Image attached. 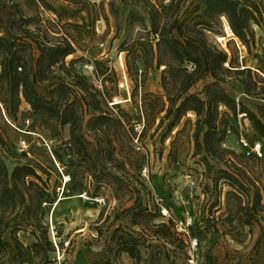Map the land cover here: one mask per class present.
<instances>
[{
    "label": "trees",
    "instance_id": "trees-1",
    "mask_svg": "<svg viewBox=\"0 0 264 264\" xmlns=\"http://www.w3.org/2000/svg\"><path fill=\"white\" fill-rule=\"evenodd\" d=\"M199 1L110 0L108 6L118 32L120 15L128 11L125 24L129 33L119 50L127 54V69L135 83L132 93L135 105L136 90L145 82V79L138 81L136 63L141 65L142 77L149 70L162 69L163 95H143L137 123L143 122V132H146L154 127L159 116V126L170 121L163 140L189 113L195 115L194 156L204 153L201 159L207 181L203 186L204 195H214L220 189L216 199L213 202L207 199L201 211L202 222L208 224L205 232L213 230L218 240L227 245L230 241L244 244L249 238L247 253L233 250L238 255L234 264H264V187L260 182L264 159L240 156L223 147L230 114L234 120L239 114L245 115L253 131L262 138L257 141L264 142L262 107H258L256 114L225 88L227 80L235 74H247L255 89L260 83L264 85V80L253 78L250 69L239 70L235 66V51L227 52L215 40L216 36L225 37V22L233 38L250 53L257 43L256 29L264 28V0ZM23 7L34 14L25 15L21 11ZM95 7L96 4L88 9L85 26L71 22L60 24L64 15L69 20L72 15L57 11L47 0H0V118L22 125L26 133L55 140L44 156L47 166L28 159V163L10 171L0 154V264L49 263L48 254L54 248L44 222V209L56 205L59 199L56 188L50 191L53 174L58 178L69 176L70 182L63 186V194L85 190L95 183L96 191L107 188L117 200L134 199V204L121 212L131 214L126 225L147 231L151 216L163 217L159 204L154 206L155 213L150 214V199L145 200L142 193V189L147 191L145 182L132 172L143 165L133 148L134 127L130 124L134 120L120 110L119 104L110 107L112 101L107 88L106 92L100 91L90 84L74 68L75 61L70 65L65 62L77 49H87L90 40L97 37L96 21L103 17L109 23L104 4L99 6L100 16L94 17ZM40 8L52 11L59 22H44ZM56 69L65 77L56 76ZM53 80L56 81L41 95L38 87ZM199 83H203L202 90L192 92ZM261 89L264 91V86ZM23 103L29 110L21 111ZM223 108L227 112H221ZM188 124H191L189 119L176 135ZM174 144L175 140L173 147ZM210 161L222 163L223 167L214 170ZM224 188L227 191L221 206ZM219 210L222 212L216 216ZM119 217L115 216L114 222ZM125 227L120 224L114 229L105 257L92 264H122L120 257L124 253L140 264V248L124 232ZM28 229L36 242L24 245L18 234ZM96 231L101 235L100 226H96ZM151 234L150 237L163 243L155 246L154 264H178L180 256L190 260L188 242L172 221L155 224ZM201 241L197 238L198 247ZM145 244L146 238H143L141 245L145 247ZM214 244L219 245L217 241ZM167 246L172 250H167ZM170 253L174 256L172 261ZM208 264L222 263L215 259ZM224 264H230L229 260Z\"/></svg>",
    "mask_w": 264,
    "mask_h": 264
},
{
    "label": "rangeland",
    "instance_id": "rangeland-1",
    "mask_svg": "<svg viewBox=\"0 0 264 264\" xmlns=\"http://www.w3.org/2000/svg\"><path fill=\"white\" fill-rule=\"evenodd\" d=\"M204 1L200 0L199 2ZM47 2L57 11L67 12L72 15L71 20L68 19V15H64V20L60 24L71 22L85 26L88 25V9L96 4L94 17L100 16L102 13L99 10V6L102 3L104 4L109 23L103 17L96 21L95 30L97 37L90 40L87 49H77V52L66 58L65 62L67 65H70L72 61H75L74 68L76 71L85 76L90 84L94 85L96 82L95 86L98 90L106 92L104 89L107 88L110 96L109 99L112 101L109 106L112 107L114 104H119L120 110L129 114L130 118L134 120L130 125L134 127L135 138L138 135L136 128L143 124V122L137 123L139 116H141L140 106L143 95L145 93L163 95L160 82L162 69L149 70L147 75L142 77V71H140L141 65L136 63V68L139 70L138 81L145 79V82L143 87L140 84V87L136 90L135 105L132 101L135 83L127 69V54L119 50L121 43L129 33L125 24L128 11L120 15V30L118 32L115 21L109 14L108 5L110 0H47ZM21 11L25 15L34 14L31 9L26 7H23ZM39 12L44 22H59L52 11L40 8ZM223 28L225 37H215L218 46L227 52H229V49L235 51V66L239 70L244 68L250 69L253 78L264 80V45L262 43V33L256 31L257 43L251 47V52L248 53L239 40L234 39L233 35L226 30L225 22H223ZM261 30L264 31V28ZM117 32L119 36L115 39ZM1 36H4V34ZM254 60L261 62L259 64L261 66L256 65ZM55 74L61 78L65 77L58 69H56ZM55 81L40 85L38 87L39 93L45 95L47 88ZM67 81L70 82L68 79ZM226 84L230 85L226 86ZM226 84L225 88L229 93L235 90L242 91L246 98L247 106L253 108L251 109L253 112L258 114V107H262L264 112V91L261 89L264 85L260 83L257 85L258 89L253 88L251 82L248 81L247 74H235L227 80ZM202 86L203 83H199L191 91L198 93L202 90ZM22 110H29V106L23 103L21 106ZM113 111L118 113L119 110L114 109ZM221 112H227V110L223 108ZM159 118L161 116L158 117L154 127L146 132L142 131L138 144L133 140V148L140 155L139 157L142 158L143 165L140 168L133 169L132 172L140 176L145 182L147 191L141 189L144 199H150V214L153 215L155 213L154 206L159 204L163 217L153 218L151 216L148 219L147 231L137 226L126 225L130 220L131 214H122L121 212L131 207L134 204V199L127 201L128 197H126L123 201L117 200L107 188L96 191L95 183L87 186L85 190L76 189L65 191L64 194H61L64 179L63 177L58 178L53 174L50 178V191L56 188L59 199L56 205H48L44 209V222L48 226L49 240L52 242L54 248V252L48 254L49 263L47 264H80L84 259L83 254L88 251L106 255L111 245L110 236L120 224L126 226L124 232L130 234L136 240L141 253L140 264H154L152 256L155 253V246L163 243L150 237L153 226L161 222L168 223L169 221L175 224L177 232L183 235L188 242L187 250L189 251L188 256H190V260L187 261L186 258L180 256L177 259L178 264H208L209 261L213 262L215 259L222 264L227 262V260H229L230 264H234L238 260V255L233 250H239L241 253L249 251V238L244 244L230 241V245H227L222 240H218L213 230L209 233L205 232L208 224L202 222L201 211L207 199L209 202H213L216 199L215 194L220 189H217V193L214 195L209 194L207 197L204 195L203 186L207 182L203 176L205 167L201 162L204 153L194 156L195 146L192 135L196 121L195 115L189 113L181 124L163 140L162 136L166 134L170 121H165L163 125L159 126ZM187 119L191 120V124L186 125L183 132L177 136L176 132L183 128V124ZM245 119H247L245 115L239 114L237 119L234 120L230 114L229 127L223 140V147L234 151L237 155L251 157L254 155H248V152H251L250 149L253 144L257 140H262V138L252 131L249 120L246 126ZM26 124H29V122H26ZM129 127L127 126V128ZM25 130L26 128L18 123L9 121L4 117L0 118V154L10 171L17 165L28 163V159L47 166L44 156L54 146L55 140L46 139L38 133H26ZM174 140L175 144L173 147L172 142ZM242 140L247 142L249 147H244ZM261 143L264 145V142L261 141ZM137 146L140 147V150L137 149ZM258 158L261 159V157ZM210 163L213 165L214 170L223 167L222 163L214 161H210ZM144 165L148 166V178L140 175V171ZM260 182L264 187V174L260 178ZM222 191L221 206L227 188H224ZM147 193L150 195L148 196ZM85 194L89 200L83 198L82 195ZM102 197L107 198L109 202L107 207H101L96 201ZM152 199L154 201L153 204L151 203ZM144 203L146 204L147 202L145 201ZM54 211L55 214L62 215L56 218L54 214L53 217ZM221 212L219 210L216 216H219ZM101 214L102 217L100 219ZM117 215H120V217L114 222ZM113 222L114 224L111 226ZM97 223L99 224L97 225ZM96 226H100L101 235H98ZM143 231H145L146 235H143ZM30 232L31 229H28L18 234L19 240L24 245H31L36 242V239ZM6 238L8 239V235ZM143 238H146L145 247L141 245ZM197 238L202 239L199 247L195 244ZM216 241L219 245L214 244ZM167 250L171 251L172 248L167 246ZM170 255V261L174 260L173 254L170 253ZM33 264L45 263L37 261ZM122 264L124 263L122 262ZM162 264L169 263L163 262Z\"/></svg>",
    "mask_w": 264,
    "mask_h": 264
},
{
    "label": "built area",
    "instance_id": "built-area-1",
    "mask_svg": "<svg viewBox=\"0 0 264 264\" xmlns=\"http://www.w3.org/2000/svg\"><path fill=\"white\" fill-rule=\"evenodd\" d=\"M94 85H96V82L94 83ZM143 130H144V123L142 125H139L136 128V131L138 132V135L133 139L136 144H138L139 139H140V134L142 133ZM242 144H243L244 147H249L248 143L245 142L244 140H242ZM137 149L140 150V147L137 146ZM250 151L251 152H248V155L253 154L254 156H258V157H263L264 156L263 145L259 141H256L253 144V146L251 147ZM148 174H149L148 166L147 165H144L142 167L141 171H140V175L142 177L148 178ZM62 177L64 179V185L70 181L69 176H64L63 175ZM61 191H62L61 192V194H62L64 192V188H62ZM82 196H83L84 199L89 200V198L87 197L86 194L85 195H82ZM96 201L99 203V205L101 207H107L109 205V202H108V200H107L106 197L98 198ZM195 244H197V242H195Z\"/></svg>",
    "mask_w": 264,
    "mask_h": 264
},
{
    "label": "crops",
    "instance_id": "crops-1",
    "mask_svg": "<svg viewBox=\"0 0 264 264\" xmlns=\"http://www.w3.org/2000/svg\"><path fill=\"white\" fill-rule=\"evenodd\" d=\"M256 31L262 33V43L264 45V31H262L261 29H256ZM256 62V65H259L261 62H259L258 60H254ZM264 65V64H263ZM261 66V65H259ZM252 69V67H250ZM229 86L230 84H226V86ZM238 102H242L243 104L247 105V101H246V98L244 96V94L242 93L241 90H235L233 91L232 93H230ZM250 109H253V108H250ZM244 122L246 123V126L248 125L247 122L248 120L245 119ZM252 129V128H251ZM253 131V129H252ZM54 214H55V211L53 213V217H54ZM62 214H55L56 218H58V216H61ZM84 256V259L80 262V264H92L94 263L95 261H98L102 258L105 257V255L103 254H97L93 251H88L86 253L83 254ZM121 260L124 264H134V260L126 253L122 254L121 256Z\"/></svg>",
    "mask_w": 264,
    "mask_h": 264
},
{
    "label": "bare ground",
    "instance_id": "bare-ground-1",
    "mask_svg": "<svg viewBox=\"0 0 264 264\" xmlns=\"http://www.w3.org/2000/svg\"><path fill=\"white\" fill-rule=\"evenodd\" d=\"M226 30L232 35V33H231V30H230V28H229V26H228V24L226 23ZM83 231V230H82ZM80 260V259H79Z\"/></svg>",
    "mask_w": 264,
    "mask_h": 264
}]
</instances>
